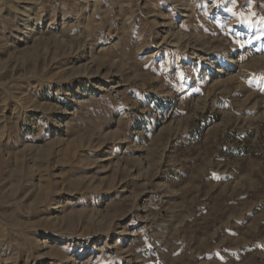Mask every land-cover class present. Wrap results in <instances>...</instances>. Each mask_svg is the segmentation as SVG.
Wrapping results in <instances>:
<instances>
[{"label":"rangeland","instance_id":"rangeland-1","mask_svg":"<svg viewBox=\"0 0 264 264\" xmlns=\"http://www.w3.org/2000/svg\"><path fill=\"white\" fill-rule=\"evenodd\" d=\"M0 264H264V0H0Z\"/></svg>","mask_w":264,"mask_h":264},{"label":"bare ground","instance_id":"bare-ground-1","mask_svg":"<svg viewBox=\"0 0 264 264\" xmlns=\"http://www.w3.org/2000/svg\"><path fill=\"white\" fill-rule=\"evenodd\" d=\"M211 65V64H210Z\"/></svg>","mask_w":264,"mask_h":264}]
</instances>
